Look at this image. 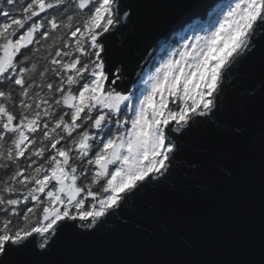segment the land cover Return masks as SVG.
Returning <instances> with one entry per match:
<instances>
[{"label": "snow or ice", "instance_id": "1", "mask_svg": "<svg viewBox=\"0 0 264 264\" xmlns=\"http://www.w3.org/2000/svg\"><path fill=\"white\" fill-rule=\"evenodd\" d=\"M202 8L178 48H146L130 71L110 47L132 15L124 0H0V264L46 257L69 231L99 232L165 184L180 142L218 122L257 55L259 260L223 264H264V0Z\"/></svg>", "mask_w": 264, "mask_h": 264}, {"label": "water", "instance_id": "2", "mask_svg": "<svg viewBox=\"0 0 264 264\" xmlns=\"http://www.w3.org/2000/svg\"><path fill=\"white\" fill-rule=\"evenodd\" d=\"M223 0H124L132 15L110 42L112 57L132 71L146 48L163 49ZM261 58L240 70L216 124L185 136L181 162L168 181L150 188L99 232L64 233L46 257L30 264H223L258 261L261 234L259 94ZM133 79L135 76L133 75ZM245 129L243 135L235 132ZM195 165V167H193ZM222 169H230L232 177Z\"/></svg>", "mask_w": 264, "mask_h": 264}, {"label": "rangeland", "instance_id": "3", "mask_svg": "<svg viewBox=\"0 0 264 264\" xmlns=\"http://www.w3.org/2000/svg\"><path fill=\"white\" fill-rule=\"evenodd\" d=\"M197 34H202V33H197ZM177 38H179V36H177ZM177 38L175 42H171L170 44H168L163 48L164 52H167L169 47H171V49L174 50L175 48H178L180 46V43H178ZM189 38H191V35H189ZM142 86H146V85L142 84Z\"/></svg>", "mask_w": 264, "mask_h": 264}, {"label": "trees", "instance_id": "4", "mask_svg": "<svg viewBox=\"0 0 264 264\" xmlns=\"http://www.w3.org/2000/svg\"><path fill=\"white\" fill-rule=\"evenodd\" d=\"M196 23H203V22H196ZM186 30H188V28ZM189 35H191V32L190 31H189ZM176 38H177V36L174 38V40L172 42H175ZM177 41H178V43H180L179 38H177Z\"/></svg>", "mask_w": 264, "mask_h": 264}]
</instances>
